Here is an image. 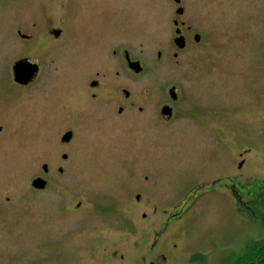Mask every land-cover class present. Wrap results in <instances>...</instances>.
<instances>
[{"label":"rangeland","instance_id":"374dc122","mask_svg":"<svg viewBox=\"0 0 264 264\" xmlns=\"http://www.w3.org/2000/svg\"><path fill=\"white\" fill-rule=\"evenodd\" d=\"M184 1L187 19L203 16L212 24L211 48L189 57L190 63L176 71L178 80H173L180 83L182 96L174 118L164 127L152 123L145 129L131 126L119 131L96 118L99 135L84 145L72 170L82 183L73 190L86 197L81 211H62L52 201L38 205L26 196L22 190L27 164L20 162L19 153L0 147V264H143L142 257L148 261L145 249L156 233L152 212L125 195L123 200L120 193L124 181L135 184L133 175L144 166L167 188L169 203L175 194V200L181 198L192 185L212 177L264 178V0ZM42 3L49 1L0 0V36L16 24L27 29ZM93 3L105 8L94 14L97 21L130 10L136 22L132 37L147 40L153 49L155 40L171 36L172 0ZM87 10L81 6L79 16ZM153 72L157 85L167 80L166 73ZM143 79L147 77L139 76L141 83ZM20 134L18 129L16 135ZM222 189L227 187L216 184L208 189L161 236L157 245H176L169 264H228L258 237L260 223L251 220L256 217L251 206L242 205L248 218L230 196L226 201ZM113 248L118 249L114 255ZM119 254H124L122 260Z\"/></svg>","mask_w":264,"mask_h":264},{"label":"flooded vegetation","instance_id":"af4514ba","mask_svg":"<svg viewBox=\"0 0 264 264\" xmlns=\"http://www.w3.org/2000/svg\"><path fill=\"white\" fill-rule=\"evenodd\" d=\"M48 1L40 4L33 20L26 23L27 29L16 24L0 36V147L19 153L20 162L22 159L27 164L22 190L26 196L31 195L38 205L52 201L62 211L78 212L86 197L73 190L82 183L74 179L72 170L84 145L99 135L96 118L116 130L170 123L182 96L176 71L189 57L209 51L213 26L203 16L187 19L188 8L180 0L171 7V36L155 40L153 49L147 40L132 37L136 22L130 10L97 21L94 14L105 8L93 0ZM83 5L88 7L87 14L79 16ZM86 34L95 36L88 38ZM20 60L30 62L27 66L34 69L28 81L14 80L13 67ZM153 69L166 73L167 80L162 79L159 85L153 82ZM143 75L147 79L141 83L139 76ZM164 108L170 111L163 112ZM146 168L133 175L135 184L124 181L120 193L123 200L125 195L127 201L134 199L152 212L156 233L153 244L145 249L149 260L142 257V263L169 264V258L175 256V243H157L179 218V212L190 208L198 194L208 192L212 182L193 188L185 199L170 206L167 216L159 217L156 214L166 212L171 196ZM35 179L41 180L38 188L32 186ZM213 181L229 189V194L221 190L226 201L232 195L242 205L264 204V190L248 186L233 189L230 174ZM156 197L166 200L160 203ZM6 201H10L9 196ZM261 218L264 227L262 212ZM117 250L113 248L110 253L114 255Z\"/></svg>","mask_w":264,"mask_h":264},{"label":"trees","instance_id":"16d2710c","mask_svg":"<svg viewBox=\"0 0 264 264\" xmlns=\"http://www.w3.org/2000/svg\"><path fill=\"white\" fill-rule=\"evenodd\" d=\"M228 264H264V234L259 239L246 244Z\"/></svg>","mask_w":264,"mask_h":264},{"label":"water","instance_id":"95a60500","mask_svg":"<svg viewBox=\"0 0 264 264\" xmlns=\"http://www.w3.org/2000/svg\"><path fill=\"white\" fill-rule=\"evenodd\" d=\"M27 64H25V62H19L15 67H14V71H15V80L16 81H26L28 80V76L30 75L31 71H33V68L26 66ZM39 180H34L33 181V185L37 186L38 185Z\"/></svg>","mask_w":264,"mask_h":264}]
</instances>
